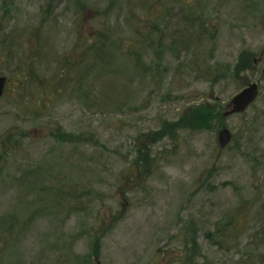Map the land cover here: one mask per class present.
<instances>
[{
  "label": "rangeland",
  "instance_id": "rangeland-1",
  "mask_svg": "<svg viewBox=\"0 0 264 264\" xmlns=\"http://www.w3.org/2000/svg\"><path fill=\"white\" fill-rule=\"evenodd\" d=\"M190 18L206 20L199 45L183 43ZM154 25L160 39L152 32L136 69L115 75L118 100L71 82L36 107L82 36L103 29L132 51ZM37 46L45 62L30 55ZM244 50L264 54V0H0V264H264V58L215 82L204 68H233ZM120 53L134 68L135 54ZM31 66L44 75L23 86ZM249 82L259 98L224 120L234 135L226 148L217 124L159 134L163 121L204 102L225 106ZM58 126L96 141L60 143ZM10 128L27 136L5 152ZM29 216L23 233L8 234L10 217ZM225 226L233 235L210 241Z\"/></svg>",
  "mask_w": 264,
  "mask_h": 264
},
{
  "label": "trees",
  "instance_id": "trees-1",
  "mask_svg": "<svg viewBox=\"0 0 264 264\" xmlns=\"http://www.w3.org/2000/svg\"><path fill=\"white\" fill-rule=\"evenodd\" d=\"M82 1V0H80ZM80 4V3H79ZM81 14V8L79 10ZM88 11V10H87ZM85 17V14H84ZM196 20L193 18L187 19V24L189 27H187V38L188 40H183V43L188 45L187 43L189 41H193L196 44L199 45V43L202 41V34L203 39L205 37L204 28L203 33L199 32V28H202L206 26L205 21L199 22V26L194 23ZM157 29V25L153 26L152 30H149L142 36V48L139 47V49L132 50L131 51V43L127 42L124 46L123 40L117 38V35L108 33L104 31L103 29H100L96 36L92 39L91 37L85 36L81 41V46L75 44L73 53L66 56L61 62H58V71L55 75L48 78V83L46 87L48 88L45 90V92H40V98L35 102L36 107H41L44 101L45 107L48 106V103L50 101L54 100V97H56L60 91L62 90V87H59L60 84H63V86H71L70 83L74 82L79 88H84L88 90V93H95L98 95L99 98L105 99L106 97L108 99H114L118 100V97L122 94L123 89L120 90L123 86H117L116 83L117 79L115 75H117V71L121 70H135L138 62L142 60V52L143 49H149L146 47V44L152 45L153 43H149L150 34L153 32L154 34L158 35L159 39L161 36H159V30ZM111 34V35H109ZM80 35V34H79ZM145 37V38H144ZM41 36L38 38L40 40ZM186 38V39H187ZM148 42V43H147ZM138 43V42H137ZM81 51L80 56L77 55V50ZM112 49L111 52H109V49ZM125 48V50L132 55L135 54V57L137 61H134V68L131 67L130 63H124L120 62L118 59L121 56L120 49ZM46 47L43 46L42 48L38 46L33 52H31V56L34 54L36 56H40L41 61L45 62L47 58V54L44 53ZM38 50V51H37ZM142 50V51H141ZM43 52V53H42ZM110 53V54H109ZM254 52L244 50L240 53V56L238 58V61L236 65L231 68L229 65H223L218 64L216 66L210 65L209 63L204 67L206 68V72H210L209 76H214L212 79L213 82L218 81L220 79L227 78L229 76L231 77H238L241 73L247 70H251L255 68L254 64ZM129 54V55H130ZM133 56V55H132ZM126 57H124L125 59ZM37 60V59H36ZM117 64H120L118 66ZM114 65L115 68H114ZM29 66V65H28ZM38 72H34L32 70V66L27 68L25 74H24V83L23 86L28 83L29 79H32L34 75L39 74L42 72L41 67L37 68ZM44 75V73H41ZM111 79V86L107 87V80ZM50 85H54V89L50 87ZM38 86V85H37ZM46 91H49L52 93V96L50 99L47 98ZM43 92V93H42ZM225 110V106L222 105V103L217 100L214 103H208L204 102L198 105H194L189 108V110L185 113V115L178 121L168 123L166 121L162 122V130L159 132L160 135H162L165 131L168 132L172 129H176V125H182L183 123L189 126L188 128L193 129H212L216 124L220 126V128H223L224 120L226 119L223 116V111ZM40 110H34L33 113L39 112ZM215 124V125H214ZM3 135V134H2ZM53 137L56 141L60 143H69V144H87L91 141H96L94 135L92 133L90 134H83V133H70L65 131L61 126H58L52 133ZM27 136L26 132H23V130L10 128L7 130L4 137L1 138L2 141V150L5 152L15 150L16 147H19L21 144V141ZM234 139V138H233ZM78 187V186H76ZM31 216H29L27 219L20 222V220L16 217H10L11 218V228L8 231V234L10 235H20L25 231L27 228L26 222L28 219H30ZM8 220V219H7ZM232 224L234 223L232 220L230 221ZM229 222V223H230ZM8 227V226H7ZM7 227L5 228V232L7 231ZM227 226H225L224 229L219 228L215 232H209L207 236L209 237L210 241L214 243H224V239L227 237L233 235V232L226 231ZM18 229V230H15ZM15 230V231H14ZM226 231V232H225ZM3 240V238H0ZM194 244L197 246L196 239H194ZM193 250H196L195 247H192ZM200 251L199 249L195 252Z\"/></svg>",
  "mask_w": 264,
  "mask_h": 264
},
{
  "label": "water",
  "instance_id": "water-1",
  "mask_svg": "<svg viewBox=\"0 0 264 264\" xmlns=\"http://www.w3.org/2000/svg\"><path fill=\"white\" fill-rule=\"evenodd\" d=\"M257 61V60H256ZM6 85V77H0V95L3 94ZM259 85L257 82L250 83L242 90H240L227 105L223 116L227 117L232 114L242 113L246 111L252 103L256 101L259 96ZM232 132L228 128H223L218 134V142L221 149H224L232 140ZM101 264V262H97Z\"/></svg>",
  "mask_w": 264,
  "mask_h": 264
},
{
  "label": "flooded vegetation",
  "instance_id": "flooded-vegetation-1",
  "mask_svg": "<svg viewBox=\"0 0 264 264\" xmlns=\"http://www.w3.org/2000/svg\"><path fill=\"white\" fill-rule=\"evenodd\" d=\"M254 62H255L256 65H259L262 61H258L257 62L256 59H255Z\"/></svg>",
  "mask_w": 264,
  "mask_h": 264
}]
</instances>
